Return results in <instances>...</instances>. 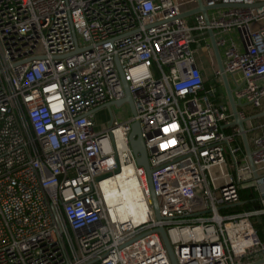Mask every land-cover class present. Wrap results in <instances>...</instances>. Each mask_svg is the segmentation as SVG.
<instances>
[{
  "label": "built area",
  "instance_id": "built-area-1",
  "mask_svg": "<svg viewBox=\"0 0 264 264\" xmlns=\"http://www.w3.org/2000/svg\"><path fill=\"white\" fill-rule=\"evenodd\" d=\"M202 1L208 21L184 15L198 0H0V264H173L160 226L178 264L264 260L254 223L264 214V0ZM210 29L255 134L257 176ZM123 76L136 112L99 127L91 111L125 97ZM135 121L162 218L130 144ZM125 164L144 216H124L104 196ZM243 188L258 205L222 213Z\"/></svg>",
  "mask_w": 264,
  "mask_h": 264
},
{
  "label": "water",
  "instance_id": "water-1",
  "mask_svg": "<svg viewBox=\"0 0 264 264\" xmlns=\"http://www.w3.org/2000/svg\"><path fill=\"white\" fill-rule=\"evenodd\" d=\"M198 2H199L198 7L194 8L192 10H189L187 12H184V15H189V14L195 13L197 11H202L204 13V15H205L206 20L208 21V19H209V16H208V13H207L208 7L203 4L202 0H198ZM209 35H210V39H211V42H212V45H213V49H214V53H215V56H216V59H217V63L219 65L220 69L223 71L222 76H223L226 92H227V95H228V98H229V101L231 103V107H232V110H233L234 123L238 124L240 129H241V135H242V139H243V142H244V146H245V150H246L249 162H250L251 167H252V169L254 171V174L257 176L258 173H257L255 162L253 160L252 149H251V146H250V143H249V139H248L247 132H246V127H245V121L246 120L239 116L237 103L235 101V98H234V95H233V92H232V88H231L230 83H229L228 76H227L226 72L224 71L223 57L221 55L219 46L217 44V38L215 36V33H214L213 29L209 30ZM121 74L123 75L122 69H121ZM123 80H124V87H125L126 95H125L124 98H121V99L116 100L114 102L117 103V104H122L124 102H128L130 107H131L132 112L135 113L136 112V108H135L134 100L132 98L128 83L125 80L124 76H123ZM112 103L113 102H107V103H105V104H103V105H101L99 107H96V108L92 109L91 113L99 110L100 108H102L104 106H109L110 107ZM129 140H130L131 147H132L134 153L136 154L137 162L139 164H142L146 168L147 175H148V180H149V186H150V190H151V193H152V199H153V203H154V208H155V211H156V216L158 218H162V215H161L160 210H159L158 199H157V196H156V193H155V190H154V186H153L152 169H151L150 164H149L148 153H147V149H146L143 137H142L141 126H140V122L139 121H135L132 124V130L129 133ZM117 171H119V168L117 169ZM158 229L162 233L164 242H165V244L167 246V249H168V252H169L170 257L172 259L173 264H178V261L176 259L175 254H174V251H173V248H172V245H171V242L169 240V237H168V234L166 232L165 227L164 226H160ZM263 261L264 260H260V261L254 263V264H259V263H261Z\"/></svg>",
  "mask_w": 264,
  "mask_h": 264
},
{
  "label": "bare ground",
  "instance_id": "bare-ground-1",
  "mask_svg": "<svg viewBox=\"0 0 264 264\" xmlns=\"http://www.w3.org/2000/svg\"><path fill=\"white\" fill-rule=\"evenodd\" d=\"M102 184L104 196L109 207L118 209L124 216L133 215V217L144 216V203L142 201L141 189L138 186V180L135 169L132 165L125 164L122 170Z\"/></svg>",
  "mask_w": 264,
  "mask_h": 264
},
{
  "label": "rangeland",
  "instance_id": "rangeland-1",
  "mask_svg": "<svg viewBox=\"0 0 264 264\" xmlns=\"http://www.w3.org/2000/svg\"><path fill=\"white\" fill-rule=\"evenodd\" d=\"M190 18H191L190 22L194 23L195 22V20L193 19L194 16L192 17L190 16ZM195 32L197 33L198 30H196ZM232 34L236 40L239 39V35L236 31H233ZM197 48H198V60L204 64L207 77H212L214 69H213V64L209 58L208 52L205 51L204 46L202 44H199ZM231 84H232V87L235 89L236 86L232 79H231ZM221 90L224 92L223 87L221 88ZM246 102L247 101L245 99L242 100V103H246ZM239 107L244 108L248 116L258 112V108L254 107L251 104H246L245 106L239 105ZM131 113H132V110L128 102H124L122 104H117L113 102L110 107L104 106L96 111L97 125L99 126L100 124H103V123H106V124L109 123L111 121L112 115H114L116 118H119V119H127ZM262 120H263V116L253 118V121L255 123H259ZM254 135L255 134L253 130L248 131V137H249V142L251 143V146H252V140H253ZM240 153L241 152L238 153V157L241 156ZM244 209H247V208L242 207L240 203V204L233 205L230 207L221 208L220 210L222 213H231V212H238ZM258 220L259 219L257 217L254 218V223L257 222Z\"/></svg>",
  "mask_w": 264,
  "mask_h": 264
},
{
  "label": "trees",
  "instance_id": "trees-1",
  "mask_svg": "<svg viewBox=\"0 0 264 264\" xmlns=\"http://www.w3.org/2000/svg\"><path fill=\"white\" fill-rule=\"evenodd\" d=\"M244 147V145H243ZM245 149V148H244ZM240 195H241V199H242V203L241 206L245 207V208H252L256 205H258V201L256 198V193L253 191V189L251 188H243L240 191ZM264 214L260 217V219L255 222L258 233L260 235V237L264 240Z\"/></svg>",
  "mask_w": 264,
  "mask_h": 264
},
{
  "label": "crops",
  "instance_id": "crops-1",
  "mask_svg": "<svg viewBox=\"0 0 264 264\" xmlns=\"http://www.w3.org/2000/svg\"><path fill=\"white\" fill-rule=\"evenodd\" d=\"M206 77H207V74H206ZM207 83H208V80H207ZM104 125H106V123H103ZM103 124H100L99 126L100 127H103L104 125ZM244 144V143H243Z\"/></svg>",
  "mask_w": 264,
  "mask_h": 264
}]
</instances>
